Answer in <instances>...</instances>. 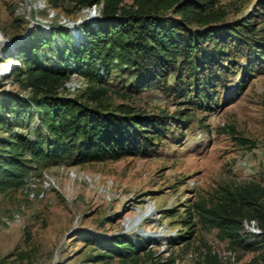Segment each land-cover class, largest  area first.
Segmentation results:
<instances>
[{"label":"trees","instance_id":"trees-1","mask_svg":"<svg viewBox=\"0 0 264 264\" xmlns=\"http://www.w3.org/2000/svg\"><path fill=\"white\" fill-rule=\"evenodd\" d=\"M46 2L54 8L69 3L78 10L95 5L101 10L93 23L79 28L78 44L70 29L55 26L51 33L35 30L8 51L9 60L20 62L11 70L13 82L28 93L6 91L0 99V192L22 189L43 163L79 165L148 156L149 148L167 136V115L149 114L130 102H117V97L128 100L159 88L206 109L238 74L244 84L264 72V42L255 36L264 27L256 30L250 20L227 21L221 0ZM73 73L87 81L76 95L66 93ZM114 79L125 86L115 88ZM195 115L172 118L189 122ZM238 140L257 145L247 137ZM188 214V227L199 222L216 228L232 248L255 252L246 264H264V166L258 178L223 186L211 202H197ZM245 221H255L260 232L246 230ZM190 232L177 241L189 239L195 230ZM140 248L117 235L93 258L119 257L138 264ZM145 254V264L176 262L173 255ZM32 261L25 252L0 258V264ZM201 264L224 263L209 250Z\"/></svg>","mask_w":264,"mask_h":264},{"label":"rangeland","instance_id":"rangeland-1","mask_svg":"<svg viewBox=\"0 0 264 264\" xmlns=\"http://www.w3.org/2000/svg\"><path fill=\"white\" fill-rule=\"evenodd\" d=\"M221 4L228 11L227 21L250 20L256 30L264 27V0H221ZM98 16L93 8L78 10L69 3L54 8L46 0H0V99L6 91L28 93L10 75V67L20 65L17 58H8L16 41L37 29L51 33L57 26L70 29L73 43L78 44L79 28ZM255 36L264 42V30ZM241 82L238 74L206 109L159 88L128 100L117 97V102H130L149 114L167 115L163 119L170 124L164 142L150 147L148 156L79 165L43 163L29 175V186L37 193L34 198L23 189L0 192V258L25 252L33 260L26 264H134L119 257L93 258L106 240L125 235L141 247L138 264H145L144 253L149 250L155 258L173 255L175 264H201L209 250L224 264H246L255 252L232 248L216 228L199 222L190 228L185 223L197 202H211L225 185L258 178L264 166V72ZM68 83L70 95L87 86L77 73ZM113 83L115 88L125 86L116 79ZM193 111L196 115L189 122L172 118H187ZM238 136L257 145H245ZM15 212L21 213V220L6 225L3 217ZM245 229L260 230L251 222ZM194 230L189 239L177 241Z\"/></svg>","mask_w":264,"mask_h":264},{"label":"built area","instance_id":"built-area-1","mask_svg":"<svg viewBox=\"0 0 264 264\" xmlns=\"http://www.w3.org/2000/svg\"><path fill=\"white\" fill-rule=\"evenodd\" d=\"M86 8H90V9H94V11H98L99 14H100V6H93V7H86ZM94 14V13H93ZM66 86H70V84L67 82L66 83ZM68 88V87H67ZM28 179L29 177L26 178V184L24 185V187L22 188L24 193L29 197V198H34L37 196V193L35 192V189H33L32 187L29 186V183H28ZM22 218V215L20 212H15V213H12L11 215H8V216H5L3 217V221L6 225L8 226H11V225H14L16 222L20 221ZM248 222L245 221V225L247 224ZM251 223L255 224L256 222L255 221H251ZM257 224V223H256ZM254 233H259L260 230L257 232V231H252Z\"/></svg>","mask_w":264,"mask_h":264},{"label":"water","instance_id":"water-1","mask_svg":"<svg viewBox=\"0 0 264 264\" xmlns=\"http://www.w3.org/2000/svg\"><path fill=\"white\" fill-rule=\"evenodd\" d=\"M12 67H14V65H12L10 68L12 69Z\"/></svg>","mask_w":264,"mask_h":264},{"label":"bare ground","instance_id":"bare-ground-1","mask_svg":"<svg viewBox=\"0 0 264 264\" xmlns=\"http://www.w3.org/2000/svg\"><path fill=\"white\" fill-rule=\"evenodd\" d=\"M0 43H1V41H0Z\"/></svg>","mask_w":264,"mask_h":264}]
</instances>
